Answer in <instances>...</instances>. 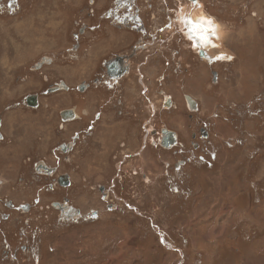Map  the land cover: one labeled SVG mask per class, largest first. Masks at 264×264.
<instances>
[{"label":"rangeland","instance_id":"obj_1","mask_svg":"<svg viewBox=\"0 0 264 264\" xmlns=\"http://www.w3.org/2000/svg\"><path fill=\"white\" fill-rule=\"evenodd\" d=\"M197 4L223 26L212 50L188 35L184 9L192 0H0V264H264V0ZM139 40L132 73L142 87L133 76L107 92L119 121H105L93 94L49 91L94 77ZM32 93L40 101L30 109ZM132 100L148 123L142 143L139 118H126ZM76 105L87 113L86 131L103 115L100 129L77 142L76 123L58 130L59 110ZM161 126L180 142L146 145L149 128ZM74 142L66 157L61 144ZM124 153L137 156L123 167L142 176L127 170L122 188L104 197L100 186L116 185L111 175ZM38 162L57 173L38 177ZM60 172L70 184L51 189ZM65 198V210L97 216L65 218L52 204Z\"/></svg>","mask_w":264,"mask_h":264},{"label":"flooded vegetation","instance_id":"obj_2","mask_svg":"<svg viewBox=\"0 0 264 264\" xmlns=\"http://www.w3.org/2000/svg\"><path fill=\"white\" fill-rule=\"evenodd\" d=\"M133 18L135 21H137L136 19V15H133ZM183 18V17H182ZM141 24V25H140ZM122 27V25H120ZM139 30H142L144 28V25L142 23H139ZM187 27V26H186ZM141 47V41L139 40L138 43H136L135 45H132V51L129 53H122V54H115L114 56H112L111 58L106 59L103 62V71L98 73L97 75L94 74V77L92 76L90 79H86L84 80L81 84L76 85L75 87H71L69 85L66 84H60L57 86H52L49 88L50 92H56L58 90H66V91H72L73 93H75L76 97H80L81 94H85V93H90L91 95L93 94L95 97H99V99L101 100V102H103L102 104H100V106H102V110L101 113L104 114L105 117V121L106 122H110L109 120L111 119V121L115 122V121H119L120 119H118L117 117H119L120 113H122V111L117 108L118 106L115 104V100H111V98H113L115 95H110L109 93H107L109 90H114L116 89L118 86L123 87L124 86V82L128 81V80H132L133 76H136L135 79V83L137 86H141V79L140 76L138 74H134L132 73V62L133 59L135 58L136 55H138V48ZM204 57V56H203ZM115 63V64H114ZM114 65V66H113ZM117 68V70H121L122 72H118V74H112L110 72L113 71V69ZM106 90L103 92H97L96 90L101 89V88H105ZM55 88V89H54ZM36 96V105H31L28 103L29 97L32 96ZM142 96V95H141ZM142 99H146V96H142ZM138 101H140L139 99H137ZM39 101H40V94L39 93H32L31 95H27L26 96V103H27V107L32 109V108H37L39 106ZM107 101V102H105ZM138 101L136 100H132L130 101L132 104L130 105L132 107L131 110H128L127 114H126V118H130V119H136L139 118V125L136 126L134 129L137 130L138 133H135L137 135H141L140 137V142L142 143L144 141V137H143V130H146L147 124H145V122L142 119V107L141 105L138 106V104H140ZM111 102V103H110ZM138 102V104L136 103ZM171 104L173 105V102L171 100ZM77 106V105H76ZM72 106L69 108H64V109H60L59 110V119L61 120V125L59 126V133H63V129H64V124L65 122H74L76 123V130L73 132L72 137L73 140H79L81 138V133L83 135V133H87L88 134H94L97 129V131L100 129L99 126H97L98 121L101 120L103 118V115H101L100 113H96L94 114L91 118L95 119L96 123L94 124V126H90V128L86 131L84 129H81V127L83 126V114H87L84 112V110H80L78 109V106ZM134 107V108H133ZM108 114H111L110 116ZM151 114V119L153 120L154 116H156L157 111L155 112H150ZM137 117H136V116ZM141 115V116H140ZM88 118V121H91V118L89 116H85ZM141 117V120H140ZM82 121V122H81ZM81 122V123H80ZM152 121L150 120L149 123H151ZM1 124H2V120L0 118V140H3L5 138L3 131L1 130ZM41 129L46 130L51 132L49 129V126L46 127H42ZM33 133L31 135L35 136L36 134L34 133L36 128L30 129ZM42 130V131H43ZM171 132H173L175 134V141L172 142V137H171ZM107 133V132H106ZM27 134L26 132L23 133L21 135V137H24V135ZM108 134V133H107ZM110 136L115 135L116 132L113 131L112 133H109ZM60 136V134H59ZM149 136L155 137V138H160L158 141L149 139ZM194 139H200V136L198 133L193 134ZM113 137V136H112ZM179 138H180V134L178 132H175L174 130H171V128L169 127H150L149 128V134L148 137L145 139V143L146 145L148 144V146H157L158 144H160L161 146H164L165 148L168 146H174L177 143H179ZM33 139V138H32ZM124 139H125V133H124ZM36 142V141H35ZM70 143V144H61V150L63 152V154L66 156V154H68L69 152L72 151L73 147L75 146V143ZM194 143V142H193ZM124 145H126V143H123ZM195 145V144H194ZM198 146V143L195 145ZM198 148V147H197ZM135 154V153H134ZM133 153H124L122 154L117 160H120L121 163L118 164L117 168H115L114 172L112 173V177L116 176V185L115 182L113 183H108L107 185L102 184L100 186L101 191L103 192L104 197L107 195V193H109L107 191V189L109 190L110 187H113V192H115V188L119 187L122 188V185H124L126 183V178L130 176V174L127 172V170H130L131 174L133 175V177H140L142 175L139 174L140 170L137 169V167L132 166L129 168L130 169H126L125 167H123V165H125L126 163H128L129 159H135V157L137 155H134ZM67 157V156H66ZM28 158V159H27ZM32 156L31 154L27 155L26 154V158H25V163L28 164L29 160H31ZM56 166H51L45 162H38L34 165V170L35 173L39 176H52L53 174L57 173V168H55ZM57 178H53L54 179V183H55V179H56V185L50 183L49 186L51 187V189H57V187H60L61 189L68 186L70 184V179L67 173H58V175L56 176ZM125 178V180H124ZM23 179V177H21V180ZM4 181V180H3ZM118 184V185H117ZM115 185V186H113ZM115 187V188H114ZM118 190V189H117ZM105 199V198H104ZM64 200V201H63ZM7 201V202H6ZM5 201V204L10 207V208H14L16 206V203L14 202V200L12 199H8ZM68 199H61V200H56L53 201L52 204L53 206H55L56 208H58L59 210H61L62 212H64L65 214V218H69V217H73L76 219H81V217H84L85 219H93L94 217L97 216L98 212L96 210H94L91 214L89 213H82L81 209L79 207L76 206H72V205H67V210L64 209L66 203ZM23 208L25 209H29L28 208V204H24L22 205ZM22 208V207H21ZM9 219V217H8ZM31 246V245H30ZM27 246L26 245H21V250L22 251H26L27 250Z\"/></svg>","mask_w":264,"mask_h":264},{"label":"bare ground","instance_id":"obj_3","mask_svg":"<svg viewBox=\"0 0 264 264\" xmlns=\"http://www.w3.org/2000/svg\"><path fill=\"white\" fill-rule=\"evenodd\" d=\"M198 3V2H197ZM193 4L192 8H188V10H185V14H186V18L184 17L183 22L185 23V25L187 26L186 28L189 31V27H193L194 25H188L186 23V21L188 19H191L192 21H198L201 17L207 18L209 20H211L216 28V35L213 36L211 34H205L202 33L199 29H196L195 34H193L192 32L189 31L188 35L191 36L192 39H194V41H197L196 43L204 46V47H208L209 49H213L214 45H216V41H219L222 39L223 34V26L221 23L215 21L211 16H209L205 10H203L198 4ZM205 8V7H204ZM193 9V10H192ZM201 35H207L208 36V40L207 42L203 41L200 37ZM222 43V42H221ZM218 47V46H217ZM220 47V46H219ZM223 48V47H222ZM218 49V48H217ZM204 51V50H203ZM205 53V52H204ZM211 53V51H210ZM115 64V63H114ZM114 66V65H113ZM114 70V69H113ZM55 89V88H54ZM175 141V140H174ZM1 181V180H0Z\"/></svg>","mask_w":264,"mask_h":264},{"label":"snow or ice","instance_id":"obj_4","mask_svg":"<svg viewBox=\"0 0 264 264\" xmlns=\"http://www.w3.org/2000/svg\"><path fill=\"white\" fill-rule=\"evenodd\" d=\"M198 0H192V3H197ZM188 25H194L193 27H189V31L195 34L196 29H199L202 33L205 34H211L213 36L216 35V28L213 24V22L207 18L201 17L198 21H192L191 19H188L186 21ZM203 41L207 42L208 36L207 35H201L200 37ZM215 46V45H214ZM225 57L220 56L216 57V59H224ZM227 59H231V57H227Z\"/></svg>","mask_w":264,"mask_h":264},{"label":"water","instance_id":"obj_5","mask_svg":"<svg viewBox=\"0 0 264 264\" xmlns=\"http://www.w3.org/2000/svg\"><path fill=\"white\" fill-rule=\"evenodd\" d=\"M200 55L206 57V55L204 54V51H203V50H201ZM114 68H115V67H114ZM110 72H111L112 74H118V72H122V71H121V70L119 71V70H117V68H115L113 71L110 70ZM186 98H187V100L189 101L190 107H191L192 109H195V108L197 107V102H196V100H195L194 98H192L190 95H186ZM36 101H37V100H36V96L34 95V96H32V97H29L28 103L31 104V105H36V104H37ZM171 137H172V142H173L174 139H175V134H174L173 132H171Z\"/></svg>","mask_w":264,"mask_h":264}]
</instances>
